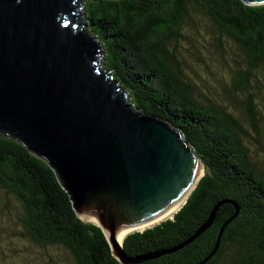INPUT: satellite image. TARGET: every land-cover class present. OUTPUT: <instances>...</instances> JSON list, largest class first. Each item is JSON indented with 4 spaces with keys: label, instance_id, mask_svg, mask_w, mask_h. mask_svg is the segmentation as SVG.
Returning a JSON list of instances; mask_svg holds the SVG:
<instances>
[{
    "label": "trees",
    "instance_id": "1",
    "mask_svg": "<svg viewBox=\"0 0 264 264\" xmlns=\"http://www.w3.org/2000/svg\"><path fill=\"white\" fill-rule=\"evenodd\" d=\"M80 3L83 29L103 44V65L130 103L178 130L203 163L171 217L124 236L125 253L140 259L131 264H264V4ZM195 36L218 64L213 82L192 65L209 68ZM0 188L21 208L24 238L62 247L74 264H122L101 227L78 216L47 158L7 133L0 134ZM214 207L212 223L194 236Z\"/></svg>",
    "mask_w": 264,
    "mask_h": 264
},
{
    "label": "water",
    "instance_id": "2",
    "mask_svg": "<svg viewBox=\"0 0 264 264\" xmlns=\"http://www.w3.org/2000/svg\"><path fill=\"white\" fill-rule=\"evenodd\" d=\"M81 8L0 0V134L45 156L78 216L98 219L112 254L131 264L140 259L114 241L116 230L166 212L203 163L178 130L130 103L101 65L104 46L83 29Z\"/></svg>",
    "mask_w": 264,
    "mask_h": 264
},
{
    "label": "rangeland",
    "instance_id": "3",
    "mask_svg": "<svg viewBox=\"0 0 264 264\" xmlns=\"http://www.w3.org/2000/svg\"><path fill=\"white\" fill-rule=\"evenodd\" d=\"M79 1L82 3L84 2V0ZM84 28L87 29V27ZM195 38L198 41V43H196L197 49L200 51V53H202V56L206 60L209 68H206L201 62L197 61H194L192 65L196 72L200 74V78H204L208 82H213L215 78H213V76L211 75V71L216 70L218 64H216V62H212L208 54L202 52V37L195 36ZM197 49L191 48V51H195ZM102 58H105V52L103 53ZM102 60L101 65H103ZM180 206L175 211H177ZM20 210L21 208L13 198V196L9 193H6L2 188H0V264H74L73 259H71L69 253L62 247L50 245L41 247L19 234L20 226L18 222V216ZM173 213L168 217L172 216ZM80 216L85 218L86 221H94V223L96 222L95 219L90 220L87 217H84L82 215ZM164 219L165 218L161 220Z\"/></svg>",
    "mask_w": 264,
    "mask_h": 264
},
{
    "label": "bare ground",
    "instance_id": "4",
    "mask_svg": "<svg viewBox=\"0 0 264 264\" xmlns=\"http://www.w3.org/2000/svg\"><path fill=\"white\" fill-rule=\"evenodd\" d=\"M202 165L199 164L198 162V168H197V172L191 182V184L189 185V187L184 191V193L181 195V197L176 201V203L171 206L166 212H164L163 214H161L160 216H158L157 218L151 220V221H148V222H145V223H142V224H139V225H136V226H132V227H127V228H118L116 230V232L114 233V241L120 245L122 243V240L124 238V236L126 234H128L129 232H131L132 230H137V229H142V228H145L146 226H149V225H152L158 221H160L161 219L163 218H166L168 217L169 215H171L183 202L184 200L186 199L187 195L189 194V192L191 191V189L194 187V185L196 184L197 180L199 179V177L201 176L202 174ZM85 217V216H84ZM89 218V217H87ZM90 220L94 219V218H89ZM95 223H99V220L98 219H95ZM94 222V221H93ZM107 235L110 237L109 233L107 232Z\"/></svg>",
    "mask_w": 264,
    "mask_h": 264
}]
</instances>
